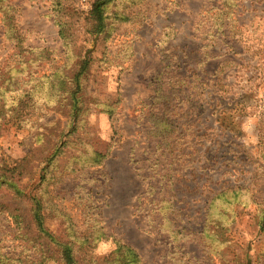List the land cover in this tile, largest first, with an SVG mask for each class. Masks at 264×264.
I'll return each mask as SVG.
<instances>
[{
	"label": "rangeland",
	"instance_id": "obj_1",
	"mask_svg": "<svg viewBox=\"0 0 264 264\" xmlns=\"http://www.w3.org/2000/svg\"><path fill=\"white\" fill-rule=\"evenodd\" d=\"M51 1L16 0L17 21L26 43L39 52L46 49L50 59L39 61L36 73L21 75L22 90L5 94L0 90V107L3 105L5 112V117H0V165L5 159L19 160L29 154L31 157L22 179L27 193L22 202L25 213L31 212L30 197L34 194H44L50 208L65 210L75 223L74 230L64 232L67 226L49 209L45 225L50 232L74 240L80 264H104V258L115 249L113 238L132 246L144 264H239L246 252L255 261L264 253V233L259 232L255 218L264 205V147L259 144L258 112L250 106L258 98L264 103V84L256 85L261 80L256 79L261 65L257 58L253 59L256 47L264 43V0H236V20H232L222 40L211 36L216 30L214 13L217 10L210 9L214 0H143L137 5L124 0L121 7L126 6L133 12L132 19L116 23L107 40L85 38L83 22L79 21L73 28L79 37L78 46L62 41L55 22L58 11ZM92 2L75 0L81 10H88ZM207 42H217L213 49L216 57L202 64ZM226 51L229 54L222 57ZM79 53L95 58L83 78L85 107L89 113L84 126L67 139H78L77 145L101 154L104 163L42 184L40 175L46 164L43 158L52 154L58 130H73L66 125V114L56 111L57 100L51 95L50 80L60 66L73 65ZM14 54V43L6 38L0 20V68L18 66ZM224 59L235 61L224 74L230 91L227 97L217 95L216 101L209 99L204 103L205 109L201 108L200 102L192 101L201 92L198 75L212 84L217 78L216 69ZM256 65H260L258 69L254 68ZM158 74L162 75L166 87L179 82L187 91L190 85L187 92L190 102L181 105L175 102L173 110L179 120L189 118L197 132L208 134L198 141L204 153L197 164L203 167L193 169L189 162L198 153L192 157L187 155L191 152L187 142L194 137L190 135L192 132H185L187 138L178 146L183 157L172 166L178 170L168 169L174 181L165 183L163 189L153 170L160 169L168 160L169 164L172 157H161L157 152L160 138L150 136L152 123L143 106V102H149L156 94V85L152 82ZM178 77L186 83L183 85ZM104 104L114 107L115 113L103 111ZM176 136L182 137L179 132ZM158 158L159 166L154 168L151 164H157ZM237 185L246 189L228 206V218H223L231 239L228 244H233L223 247L218 240L206 238L200 231L209 221L206 209L212 197ZM147 190L148 195L141 197ZM166 194L174 196V209H164L163 204L151 201L153 197L160 200ZM224 207L227 206L221 201L217 203L212 211L215 218ZM163 218H169L164 226ZM94 226L104 227L107 238L98 243L93 254L86 255L81 247ZM176 228L185 229L177 238ZM17 231L12 219L0 218L3 252L23 258L37 253L39 248L19 239ZM92 256L97 263L89 261H94ZM48 264L73 263L63 259Z\"/></svg>",
	"mask_w": 264,
	"mask_h": 264
},
{
	"label": "trees",
	"instance_id": "obj_2",
	"mask_svg": "<svg viewBox=\"0 0 264 264\" xmlns=\"http://www.w3.org/2000/svg\"><path fill=\"white\" fill-rule=\"evenodd\" d=\"M141 1L143 0H131L130 5H137ZM51 2L54 10L58 11L56 13L57 16H55L57 17L55 18V22L60 28L59 35L62 41L67 45L71 44L78 46L77 41L79 37L77 38V34L74 32L73 28L75 23L79 21L83 22L85 38L86 36H90V38H103L107 40L112 36V29L116 23L121 24L123 22H128L133 16V12L127 9L126 6L121 7L124 0H93L88 10L77 8L75 0H52ZM235 6L236 0L234 3L233 0H225V2L223 0H214L211 4L210 9L217 10V12L214 13L216 16V30L211 34L214 39L218 38L217 40H222L221 37L228 33L226 31L230 27V23L233 19L236 20V18H234L237 12V10L235 12ZM18 10L19 7L16 0H0V20L4 26L6 38L14 43V55L19 63L18 66L15 65L8 69L0 68V90L2 94L22 90L23 88L21 86L24 79L21 75L36 73L37 71L35 69L39 67V61L45 62L50 59V56L46 55V49L39 52L38 48H34L26 43V38L22 34L17 21ZM211 27L214 28V25ZM216 44L217 42L213 44L207 42L205 44V58L202 60V64L216 57L213 50ZM229 51L233 54L236 53L231 46H229ZM228 52L226 51L222 57L229 54ZM253 56H255L253 59L257 58V63L261 65V69L256 74V79H261L256 85L261 86L264 84V43H260L256 47ZM94 60L95 58L93 56L79 53L73 65L66 63L60 66V68L53 73L50 80L51 95L57 100L58 107L56 111H61L66 114V125H70L73 130L70 132H66V130H64L65 128L60 131L58 130L56 139L54 140L52 154L43 158V163L46 164L43 166L44 172L40 175L42 184H47L51 180H61L65 176L75 174V172L82 171L89 166H99L104 163V158L101 154L86 148L84 145H77L76 142H80L78 139L77 141H70L67 139L68 136H71V133H74L78 128L84 126L85 117L89 113L85 107L83 78L90 71ZM233 62H235L234 59H224L223 62L220 63L215 73L217 78L213 80L212 84L206 80H202V77L198 75L197 79L199 80L201 92H199L196 95L198 97L192 101L200 102V107L205 109L204 103H208L209 99L216 101L217 95L227 97L226 95L230 89L224 82L227 80L224 74L227 72L229 65ZM35 65H37L36 68L34 67ZM260 65H256L254 68L258 69ZM167 67H169V65H167ZM159 74L154 77V82H152L156 85V94L149 99V102H143V106L148 113V119L152 123L149 131L151 134L150 136L160 138V141L157 143V152H160L161 157L168 159L172 157L170 160L171 162L168 164L169 160L166 161L160 169L156 168L159 166L158 163H160V158L156 160L157 164H151L156 168L153 170L156 173L154 176L159 177L158 183L163 189L165 183L168 184L174 181L175 177L171 173H168V169L174 172L178 170L176 166L174 168H172V166H174V164L177 165V162H179L178 160L183 157L179 154L178 146L182 139L187 138L185 132H192L190 135L194 137L187 142L188 149H191V152L187 155L192 157L198 153V157L189 162L193 169H202L203 167L201 164H197L201 161V156L204 153L201 149L203 145L199 144L198 141L208 134L203 133V131L202 133L197 132L194 122H192V120L190 121L189 118L179 120L176 117L175 110H173L176 108L175 102L179 105L190 102V100L188 101L187 93L189 92L190 85H188L189 87L187 86V91H185L182 86H179V82L166 87L161 78L162 75ZM251 77H253V75ZM37 80L39 83L38 77ZM179 80L183 85L186 83L184 78L180 77ZM205 86L208 88L204 89ZM209 87L213 88V90L209 89ZM184 94H186L185 97H183ZM254 98L258 97L254 96ZM258 99L255 104L250 106V109L253 108L258 112L259 144L261 147H264V103L263 99L260 101H258ZM104 107L103 111L109 112L110 115L115 113L114 107L106 106V104H104ZM224 112H226V110L223 111V113ZM189 113L190 110L187 111V115ZM1 116L5 117L3 105L0 107V117ZM224 119L226 118L224 117ZM222 121L225 122L226 120ZM177 132L180 133L182 136L181 138L176 136ZM133 162L134 165L137 164L136 160ZM30 163V154L19 160L5 159L2 161L0 165V218L8 217L12 219L18 228L17 237L27 244H30L32 247L39 248V251L27 258H23L22 256L11 257L9 254L4 253L0 246V264H24L29 262L31 264H48L52 261L57 262L63 259L71 260L73 264H80V260L74 250V240L70 237L62 238L50 232L49 228L45 225L47 217L46 211L49 209L50 213L56 212V218H61V224L64 223L67 226L64 232L74 230L75 223L65 210L50 208L46 205L48 201L44 194H34L30 197L32 201L30 214H26L23 209L22 202L27 198V193L22 184V179ZM150 187L153 190L155 189L154 185H150ZM243 189L246 188L242 187V185L229 187L212 197L209 202L210 205L206 209V211H209V221L205 224L203 230L200 231V234L202 233L206 238L213 237L218 240L223 247L229 245L233 246V244H228L231 242V239L227 236V222L223 218H228V206H231L242 194H244ZM145 194L148 195V190L147 192H143L141 197ZM173 200L174 196L169 197V195L166 194L162 196L160 200L153 197L151 201L157 203V205L163 204L164 209H174L175 204H173ZM219 201L227 207L222 208L223 211L219 213V217L215 218L214 212L212 211L216 208ZM27 218H29V220ZM255 218L259 227V232L264 233V205ZM96 221L97 220H95V222ZM168 221L169 218H163L162 225L164 226ZM172 223L171 220L169 224L171 225ZM181 231H185V229L181 230L176 228V238L179 236V233H182ZM106 238L107 234L104 232V227L99 228L94 226V230L87 233L85 236V242L81 247L83 254H93L92 250L96 248L98 243ZM113 242L115 243V249L110 255L111 257L104 258V264H144L141 262L139 253L132 246L116 238H113ZM236 255L235 257L239 258L238 254ZM90 258L94 259L93 256ZM241 258L242 262L239 264H264V253L258 255L255 261H253L248 252ZM84 259L87 258L84 257ZM89 261L92 263L98 262L95 259L94 261ZM228 263L230 262H227V264Z\"/></svg>",
	"mask_w": 264,
	"mask_h": 264
}]
</instances>
